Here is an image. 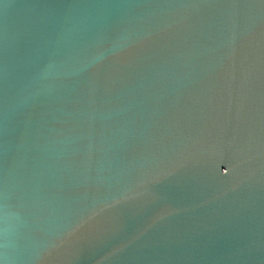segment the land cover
<instances>
[{
    "label": "water",
    "instance_id": "95a60500",
    "mask_svg": "<svg viewBox=\"0 0 264 264\" xmlns=\"http://www.w3.org/2000/svg\"><path fill=\"white\" fill-rule=\"evenodd\" d=\"M0 264H264V0H0Z\"/></svg>",
    "mask_w": 264,
    "mask_h": 264
}]
</instances>
